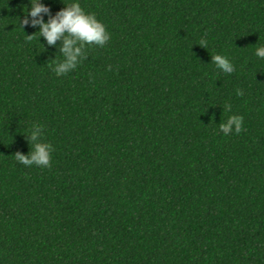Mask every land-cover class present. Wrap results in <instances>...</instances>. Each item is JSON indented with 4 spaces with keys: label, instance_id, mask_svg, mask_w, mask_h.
Segmentation results:
<instances>
[{
    "label": "trees",
    "instance_id": "1",
    "mask_svg": "<svg viewBox=\"0 0 264 264\" xmlns=\"http://www.w3.org/2000/svg\"><path fill=\"white\" fill-rule=\"evenodd\" d=\"M0 264H264V0H0Z\"/></svg>",
    "mask_w": 264,
    "mask_h": 264
}]
</instances>
